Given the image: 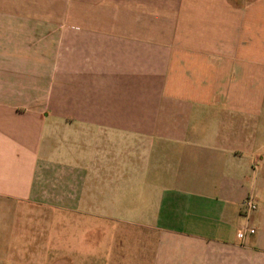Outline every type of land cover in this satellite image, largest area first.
<instances>
[{
    "label": "crops",
    "instance_id": "crops-1",
    "mask_svg": "<svg viewBox=\"0 0 264 264\" xmlns=\"http://www.w3.org/2000/svg\"><path fill=\"white\" fill-rule=\"evenodd\" d=\"M0 264H264V0H0Z\"/></svg>",
    "mask_w": 264,
    "mask_h": 264
},
{
    "label": "built area",
    "instance_id": "built-area-1",
    "mask_svg": "<svg viewBox=\"0 0 264 264\" xmlns=\"http://www.w3.org/2000/svg\"><path fill=\"white\" fill-rule=\"evenodd\" d=\"M242 206H243V209L244 211L249 214L253 211H255L258 207V203L255 199L251 198V197H248L246 198L243 203H242ZM246 232L249 233V234H252L254 233V229L252 228H247L246 229Z\"/></svg>",
    "mask_w": 264,
    "mask_h": 264
}]
</instances>
